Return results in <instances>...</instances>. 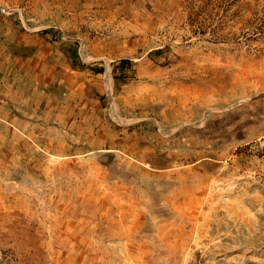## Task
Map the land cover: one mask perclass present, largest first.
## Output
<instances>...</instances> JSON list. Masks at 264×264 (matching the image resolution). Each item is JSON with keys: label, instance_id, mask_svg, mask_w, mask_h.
Listing matches in <instances>:
<instances>
[{"label": "rangeland", "instance_id": "obj_1", "mask_svg": "<svg viewBox=\"0 0 264 264\" xmlns=\"http://www.w3.org/2000/svg\"><path fill=\"white\" fill-rule=\"evenodd\" d=\"M0 264H264V0H0Z\"/></svg>", "mask_w": 264, "mask_h": 264}, {"label": "crops", "instance_id": "obj_2", "mask_svg": "<svg viewBox=\"0 0 264 264\" xmlns=\"http://www.w3.org/2000/svg\"><path fill=\"white\" fill-rule=\"evenodd\" d=\"M9 61H10V63H9L8 70H9L10 75L13 73L12 74V76H13L12 78L15 77V79H17L18 81H22L24 76L21 73H19V72L17 74V66H15L16 65L15 64V60H9ZM29 84L32 85V86H35V87H40V85L38 83H36L35 81H33V80L29 81Z\"/></svg>", "mask_w": 264, "mask_h": 264}, {"label": "trees", "instance_id": "obj_3", "mask_svg": "<svg viewBox=\"0 0 264 264\" xmlns=\"http://www.w3.org/2000/svg\"><path fill=\"white\" fill-rule=\"evenodd\" d=\"M209 3H211V2H209ZM209 3H208V4H209Z\"/></svg>", "mask_w": 264, "mask_h": 264}]
</instances>
